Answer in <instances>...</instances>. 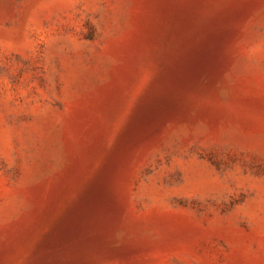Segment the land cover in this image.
<instances>
[{
    "label": "rangeland",
    "instance_id": "374dc122",
    "mask_svg": "<svg viewBox=\"0 0 264 264\" xmlns=\"http://www.w3.org/2000/svg\"><path fill=\"white\" fill-rule=\"evenodd\" d=\"M0 264H264V0H0Z\"/></svg>",
    "mask_w": 264,
    "mask_h": 264
}]
</instances>
